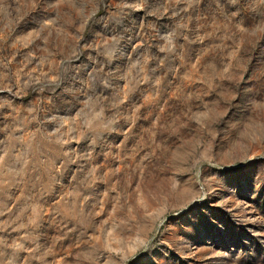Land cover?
Here are the masks:
<instances>
[{"label":"rangeland","instance_id":"obj_1","mask_svg":"<svg viewBox=\"0 0 264 264\" xmlns=\"http://www.w3.org/2000/svg\"><path fill=\"white\" fill-rule=\"evenodd\" d=\"M0 264H264V0H0Z\"/></svg>","mask_w":264,"mask_h":264}]
</instances>
